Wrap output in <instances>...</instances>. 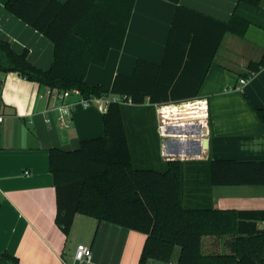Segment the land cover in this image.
Returning a JSON list of instances; mask_svg holds the SVG:
<instances>
[{
    "label": "crops",
    "instance_id": "obj_1",
    "mask_svg": "<svg viewBox=\"0 0 264 264\" xmlns=\"http://www.w3.org/2000/svg\"><path fill=\"white\" fill-rule=\"evenodd\" d=\"M65 3L67 0H58ZM239 0H181V5L228 22L234 12L250 21L243 37L227 33L198 96L178 102L122 103L137 165L153 160L264 161V125L255 108L264 109V71L245 84L249 65L264 56V6L254 8ZM0 0V40L41 70L54 62V44ZM177 5L167 0H135L121 49L112 48L104 66L91 65L90 86L112 85L117 74L131 76L137 59L161 63ZM0 253L16 256L21 264H138L145 234L93 216L77 214L68 236L56 224L57 202L50 149L75 150L81 142L105 133L102 102L74 108L67 127H61L48 89L17 72L0 71ZM78 100L76 97L69 101ZM51 123L46 122L47 117ZM167 125L160 135L159 125ZM217 210H264V184L213 186ZM246 228L264 232V221ZM246 233L203 238L205 255H230ZM79 244L92 250L89 262L75 259ZM250 245V244H248ZM182 248L171 260L150 259L147 264H179Z\"/></svg>",
    "mask_w": 264,
    "mask_h": 264
},
{
    "label": "trees",
    "instance_id": "obj_2",
    "mask_svg": "<svg viewBox=\"0 0 264 264\" xmlns=\"http://www.w3.org/2000/svg\"><path fill=\"white\" fill-rule=\"evenodd\" d=\"M177 5L161 63L137 59L131 76L117 74L111 86H90L91 65L104 66L112 48L121 49L135 0H8L7 9L47 37L55 47L49 70L32 65L0 40V71L17 72L51 91L80 90L86 99L127 96L134 104L178 102L198 96L227 33L243 37L250 21L235 11L228 22ZM263 8L264 0H239ZM264 56L249 65L245 78L261 71ZM1 88V85H0ZM264 125V109L255 108ZM105 133L78 149H50L56 224L68 236L77 214L93 216L147 236L138 264L169 262L174 248L179 264H264V232L246 228L264 221V210H217L213 186L264 184V161H170L141 166L133 157L124 107L111 102L103 117ZM246 233L230 255H205L203 238ZM250 244V245H248ZM0 264H21L0 253Z\"/></svg>",
    "mask_w": 264,
    "mask_h": 264
},
{
    "label": "built area",
    "instance_id": "obj_3",
    "mask_svg": "<svg viewBox=\"0 0 264 264\" xmlns=\"http://www.w3.org/2000/svg\"><path fill=\"white\" fill-rule=\"evenodd\" d=\"M261 71H264V67L261 69ZM248 81V78L241 79L240 85L245 84ZM49 101H53V104L48 106L47 112L49 113H55L57 122L61 127H67L71 121V116L74 108L78 105L83 106L84 108H88L99 101L102 102L101 110L102 112L106 113L108 111L109 104L113 102H118L120 104L122 103H130L132 104V99L127 96H103L100 98H91L86 99L82 96L80 90L78 89H72V90H66V91H51L48 90L46 94ZM76 97L78 100L76 101H69V99ZM3 118L0 117V122H2ZM47 123H51V118L48 116L46 118ZM167 130V125H159L158 131L161 136L165 133ZM92 256V250L89 246L85 244H79L77 246L76 252H75V259L80 262H89Z\"/></svg>",
    "mask_w": 264,
    "mask_h": 264
}]
</instances>
